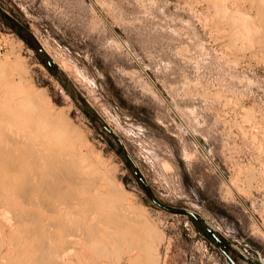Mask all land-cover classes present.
<instances>
[{"label": "rangeland", "instance_id": "rangeland-1", "mask_svg": "<svg viewBox=\"0 0 264 264\" xmlns=\"http://www.w3.org/2000/svg\"><path fill=\"white\" fill-rule=\"evenodd\" d=\"M9 81L154 240L126 220L49 226L41 242L8 190L0 264H144L148 251L157 264H232L224 251L264 264V0H0V89Z\"/></svg>", "mask_w": 264, "mask_h": 264}, {"label": "bare ground", "instance_id": "bare-ground-1", "mask_svg": "<svg viewBox=\"0 0 264 264\" xmlns=\"http://www.w3.org/2000/svg\"><path fill=\"white\" fill-rule=\"evenodd\" d=\"M12 83L14 81H9L0 89V197L9 190L13 195L9 192V197L11 196L12 199L16 197L25 206H31L34 209L33 213L29 211L30 213L26 214H31L32 219L41 224V231L44 233L45 230L48 231L46 228H50L49 226L51 228L58 226L61 230L74 233L73 228L88 231L87 228L96 227L100 223L103 225L105 222L117 227L120 224L124 226L125 223L127 226L126 220L144 221L140 219L138 212L122 213L124 209L122 204L116 205L105 201L107 197L118 198L122 193L103 173L100 175L92 171L93 165L87 163L82 153L76 152L73 148L69 149L63 144L62 132L60 133L59 130L61 126L57 125L56 118L41 108V100L24 92L25 90L20 91L19 95L12 94L9 91ZM110 208L111 211L115 209L120 212H107ZM20 211L21 214L26 212L22 209L18 213ZM26 214H23L24 219L21 220H25L28 216ZM122 226L120 227L123 228ZM147 226L144 223V232L148 233L146 237L154 240V230L148 226L150 230ZM94 227H92L94 231L98 230ZM135 232L138 233L136 230ZM33 233L37 234V231L34 230ZM47 233L41 236V242L43 238H49ZM140 233L143 234L141 240L145 239L143 238L145 233ZM145 241L141 244L144 245L141 249L148 251L150 247L146 246L145 249ZM147 244L149 245V242ZM146 255L144 264L158 263L154 256H150L149 251ZM39 259L42 260L43 257ZM41 263L43 264L40 261L39 264Z\"/></svg>", "mask_w": 264, "mask_h": 264}, {"label": "water", "instance_id": "water-1", "mask_svg": "<svg viewBox=\"0 0 264 264\" xmlns=\"http://www.w3.org/2000/svg\"><path fill=\"white\" fill-rule=\"evenodd\" d=\"M41 52H43V50ZM165 209H168V208L165 207ZM179 213L184 214V215H189V216H192V217H196L195 213L192 212V211H189V210H181ZM208 232L213 236V238L217 241V243L221 247L222 240L217 236V234L214 232V230L209 228ZM224 254L229 258V260L232 262V264H236V262L230 257V255L226 251H224Z\"/></svg>", "mask_w": 264, "mask_h": 264}]
</instances>
